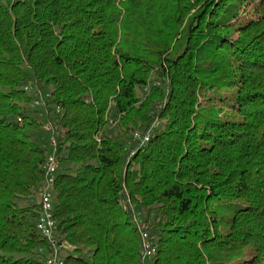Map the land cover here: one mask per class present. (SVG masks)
<instances>
[{
	"label": "trees",
	"instance_id": "trees-1",
	"mask_svg": "<svg viewBox=\"0 0 264 264\" xmlns=\"http://www.w3.org/2000/svg\"><path fill=\"white\" fill-rule=\"evenodd\" d=\"M55 118L65 264H144L136 215L152 264H264V0H0V264L51 252Z\"/></svg>",
	"mask_w": 264,
	"mask_h": 264
},
{
	"label": "built area",
	"instance_id": "built-area-1",
	"mask_svg": "<svg viewBox=\"0 0 264 264\" xmlns=\"http://www.w3.org/2000/svg\"><path fill=\"white\" fill-rule=\"evenodd\" d=\"M25 91L33 95L34 107L37 109L45 110L47 101L52 99L50 92H45L36 87L26 86ZM58 122L59 120L55 118L53 122L50 121L45 126V130L50 133L51 137L47 138V142L43 144V148L47 151L44 164L45 177L37 191L38 201L41 204V214L37 222V229L44 239L47 240L51 249L46 259V264H65V254L69 249L67 243L57 237V226L54 218V185L61 169V163L56 154L57 138L59 136L56 128ZM134 138L142 144L150 140L149 135H143L138 132L134 133ZM134 223L141 234L143 260L144 264H146L148 259L153 260L156 255V236L149 231L148 224L140 215L134 216Z\"/></svg>",
	"mask_w": 264,
	"mask_h": 264
},
{
	"label": "rangeland",
	"instance_id": "rangeland-1",
	"mask_svg": "<svg viewBox=\"0 0 264 264\" xmlns=\"http://www.w3.org/2000/svg\"><path fill=\"white\" fill-rule=\"evenodd\" d=\"M224 94H226V93H224ZM230 104H231V102H230L229 100L226 101V105L229 106ZM152 263H153V260H152V259H151V260L148 259V260L146 261V264H152Z\"/></svg>",
	"mask_w": 264,
	"mask_h": 264
}]
</instances>
